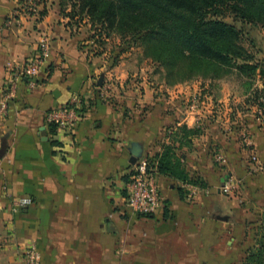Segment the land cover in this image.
Segmentation results:
<instances>
[{"label":"crops","instance_id":"0c3cea01","mask_svg":"<svg viewBox=\"0 0 264 264\" xmlns=\"http://www.w3.org/2000/svg\"><path fill=\"white\" fill-rule=\"evenodd\" d=\"M28 2L0 0V150L7 146L0 158V264H25L30 247L42 264H245L264 224V115L250 89L239 92L228 76L174 86L154 81L140 50L127 51L119 36L98 47L87 18L78 25L77 17L61 15L58 0H41L30 14ZM44 33L52 39L50 58L36 78L16 82L3 113L13 68L35 55ZM250 51L264 63V47ZM253 85L262 90L264 79L256 76ZM75 95L84 101L75 129L48 127L46 114ZM197 97L207 103L191 112ZM183 125L203 130L179 155L206 186L157 175L165 207L137 217L127 205L134 153L156 164ZM231 176L242 181L233 197L222 190ZM24 200L31 203L21 206Z\"/></svg>","mask_w":264,"mask_h":264},{"label":"trees","instance_id":"16d2710c","mask_svg":"<svg viewBox=\"0 0 264 264\" xmlns=\"http://www.w3.org/2000/svg\"><path fill=\"white\" fill-rule=\"evenodd\" d=\"M69 1L73 9L67 16L71 20L77 17L78 25L87 18L90 30L94 32L91 39L98 47L104 46L106 38L114 34L121 38L126 49L138 47L140 41L146 55L162 62L170 75H175V68L182 64V71L176 74V78L168 79L169 86L203 77V69L197 66L208 68L213 81L239 69L249 78L246 82V89H250L249 96L263 108L260 100L264 97V88L260 90L253 84L256 76L264 79V63L256 61L255 55L243 45L242 30L235 24L227 23L224 16L228 13L242 24L264 29V0ZM77 7L81 15L77 14ZM97 12L98 15H95ZM116 63L114 58L113 66ZM222 67L233 71L226 74L225 71L221 72ZM202 133L199 127H178L171 135V143L157 155V163L148 158L150 168L156 175L205 187L204 182L189 176L179 155L184 148L191 149L194 140ZM6 150L7 146L4 145L0 158ZM129 180L130 175L127 182ZM180 195L185 197L183 189H180ZM245 264H264V224L256 235L255 246L249 251Z\"/></svg>","mask_w":264,"mask_h":264},{"label":"built area","instance_id":"2783aa9c","mask_svg":"<svg viewBox=\"0 0 264 264\" xmlns=\"http://www.w3.org/2000/svg\"><path fill=\"white\" fill-rule=\"evenodd\" d=\"M41 0H30L24 7L30 14H37ZM52 53V39L48 34H42L39 37L35 55L26 61L23 65L13 68V80L11 81L12 89L5 97L1 105V111L4 113L8 108L10 100L14 99L16 92V82L24 80H33L36 78L43 66L46 64ZM209 100L213 97L210 94ZM207 98V99H208ZM212 99V100H211ZM263 108L258 109L260 116L264 115V97L261 99ZM203 99L197 97L189 103V111L198 112L204 104ZM84 104L82 98L75 95L71 100L62 107L50 110L45 116V123L48 127H54L64 133H71L81 119L80 110ZM244 144L250 154L254 164L259 163L258 153L255 150L252 140L247 133L243 134ZM242 181L235 177H229L223 184L222 190L226 195L235 196L240 189ZM30 200H24L21 206H27ZM127 205L129 210L136 216L151 217L156 215L165 207V201L162 196V190L156 173L150 168L148 158L139 159L130 174V180L127 183ZM26 264H42L41 254L34 248L30 247L24 252Z\"/></svg>","mask_w":264,"mask_h":264},{"label":"rangeland","instance_id":"374dc122","mask_svg":"<svg viewBox=\"0 0 264 264\" xmlns=\"http://www.w3.org/2000/svg\"><path fill=\"white\" fill-rule=\"evenodd\" d=\"M76 1H78V0H76ZM58 2H59L58 8H59L60 14L61 15H69L71 13L72 9H73L72 3L69 0H64V1L63 0H58ZM27 4H25L24 7ZM76 11H77L78 15H81L80 12H79L80 10H79L78 7H77ZM98 13L99 12H97V14H95V15H98ZM84 15H86V14H84ZM224 20L227 23L235 24L238 28H240L242 30L243 38H244L243 45L245 47H247L248 49H251V48H254L255 44H256V46H259V48L261 47V49H262V47H264V44H263V39L264 38L262 36V31H261V29H259V27L257 28V27L251 26V25L242 24L241 22L236 21L234 19V17L232 15L228 14V13L224 16ZM93 34H94V32L91 31V33L89 35L92 37ZM138 44H139V46L138 47H134V48H138L140 50V53H141L140 59H142V60H144V61H146L148 63L149 70H150L149 73L150 74L153 73V77H155L154 81H164L167 84L168 79L170 80V79H172V77L176 78V74H179L180 71H182L183 66L181 64L180 66L175 68V70H176L175 73H174L175 75H170L171 73H168V70L164 67L162 62L154 60L151 57H148L146 55V50H145L144 45L140 41H138ZM127 51H129V50H127ZM130 51H131V49H130ZM197 67L198 68L200 67V68L203 69L204 75H203V77H198V78L194 79L193 81H202L203 83L211 81L212 83H214L212 78H211V73H210L208 68L201 67V66H197ZM219 70H221V68H219ZM223 71H225L226 74H229L233 70L225 69V67L224 68L222 67L221 72H223ZM225 78H227V77H225ZM228 78H230L232 81H233V79L236 80V87H237L239 92H242V93L245 92L246 82L249 79L246 76V73L240 72V70L237 69V70H234L233 73L229 74ZM209 93L212 95L213 100L212 99L211 100L214 102V99L216 97V93H215L214 89L210 88ZM203 102L207 103L206 100H203ZM229 197H233V196H229ZM137 217H139V216H137ZM140 218H142V217H140ZM25 264H26V261H25Z\"/></svg>","mask_w":264,"mask_h":264},{"label":"water","instance_id":"95a60500","mask_svg":"<svg viewBox=\"0 0 264 264\" xmlns=\"http://www.w3.org/2000/svg\"><path fill=\"white\" fill-rule=\"evenodd\" d=\"M103 82V78H101V81H100V85L102 84ZM140 154H137V153H134V157L132 158L131 162L135 165L136 162L138 161V158H140Z\"/></svg>","mask_w":264,"mask_h":264}]
</instances>
